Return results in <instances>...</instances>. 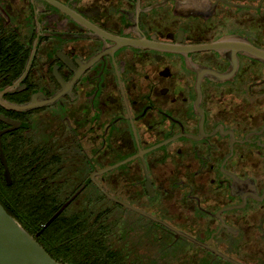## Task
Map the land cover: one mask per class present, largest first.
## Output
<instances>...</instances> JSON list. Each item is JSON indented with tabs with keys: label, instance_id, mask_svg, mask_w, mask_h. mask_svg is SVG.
Wrapping results in <instances>:
<instances>
[{
	"label": "flooded vegetation",
	"instance_id": "af4514ba",
	"mask_svg": "<svg viewBox=\"0 0 264 264\" xmlns=\"http://www.w3.org/2000/svg\"><path fill=\"white\" fill-rule=\"evenodd\" d=\"M246 47L264 53V0H0L3 99L61 93L0 113L22 123L29 185L60 208L83 187L60 215L76 242L121 264H264V60Z\"/></svg>",
	"mask_w": 264,
	"mask_h": 264
},
{
	"label": "trees",
	"instance_id": "16d2710c",
	"mask_svg": "<svg viewBox=\"0 0 264 264\" xmlns=\"http://www.w3.org/2000/svg\"><path fill=\"white\" fill-rule=\"evenodd\" d=\"M4 122L0 121V129ZM10 133L3 135V149L9 165L11 179L6 180L4 166L0 160V202L8 213L18 220L31 233L50 255L57 261H68L70 264H121L114 257H105L107 248L99 242L79 240L84 228L67 225L62 216L45 226L51 217L60 209L59 196L44 191L39 185V178H33L35 185L27 183L26 166L22 154V144L12 146ZM62 218V219H61ZM100 253L96 258L92 252ZM63 258V259H62ZM135 264V263H134Z\"/></svg>",
	"mask_w": 264,
	"mask_h": 264
},
{
	"label": "water",
	"instance_id": "95a60500",
	"mask_svg": "<svg viewBox=\"0 0 264 264\" xmlns=\"http://www.w3.org/2000/svg\"><path fill=\"white\" fill-rule=\"evenodd\" d=\"M220 45H202L198 49H219ZM173 50V49H172ZM257 49L253 47H246V51L253 53L256 57H259L264 60V53L256 51ZM64 89L67 88L65 83H62ZM11 88H7L3 91H0V104L4 107L16 111H27L38 107L42 104H53L61 96V93L42 100L41 97L35 96L29 103L26 104H13L5 99H3V94L7 91H10ZM0 121L5 122L9 127L0 131V160L4 166V176L7 181L11 179V173L9 165L5 156V152L2 144V136L14 129H17L22 125L21 122L10 119L0 113ZM124 163V162H123ZM122 164V163H121ZM120 163L114 165L104 171L113 169L116 166L121 165ZM93 179V177H92ZM99 186V185H98ZM100 187V186H99ZM83 189V187L78 191V193ZM103 193L108 196L110 199H116L113 195L109 194L105 189L101 188ZM76 193L69 201H67L47 222L45 226L51 224L55 219H57L69 203L78 195ZM208 247V246H207ZM215 250V249H213ZM221 256L228 259L234 264H242L235 259H232L222 253ZM0 264H63L60 261H57L53 258L50 253L45 249L44 246L31 234L29 233L22 224L16 220L12 215L8 213L6 208L0 202Z\"/></svg>",
	"mask_w": 264,
	"mask_h": 264
}]
</instances>
